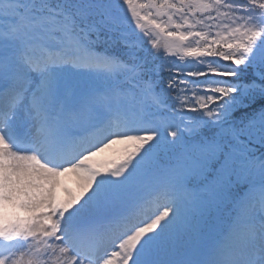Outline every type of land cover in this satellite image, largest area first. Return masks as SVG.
Instances as JSON below:
<instances>
[{
	"label": "snow or ice",
	"instance_id": "snow-or-ice-1",
	"mask_svg": "<svg viewBox=\"0 0 264 264\" xmlns=\"http://www.w3.org/2000/svg\"><path fill=\"white\" fill-rule=\"evenodd\" d=\"M0 264H264V0H0Z\"/></svg>",
	"mask_w": 264,
	"mask_h": 264
},
{
	"label": "rangeland",
	"instance_id": "rangeland-1",
	"mask_svg": "<svg viewBox=\"0 0 264 264\" xmlns=\"http://www.w3.org/2000/svg\"><path fill=\"white\" fill-rule=\"evenodd\" d=\"M72 181H73V183H74V186L72 187V189H73V190H76V187H77V186H76V183H75L74 180H72Z\"/></svg>",
	"mask_w": 264,
	"mask_h": 264
},
{
	"label": "bare ground",
	"instance_id": "bare-ground-1",
	"mask_svg": "<svg viewBox=\"0 0 264 264\" xmlns=\"http://www.w3.org/2000/svg\"><path fill=\"white\" fill-rule=\"evenodd\" d=\"M67 176H69L72 180L75 181V178L72 176V174H67Z\"/></svg>",
	"mask_w": 264,
	"mask_h": 264
}]
</instances>
